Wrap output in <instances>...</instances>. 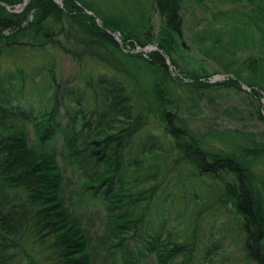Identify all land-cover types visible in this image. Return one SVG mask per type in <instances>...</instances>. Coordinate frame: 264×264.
I'll return each mask as SVG.
<instances>
[{
	"label": "trees",
	"instance_id": "1",
	"mask_svg": "<svg viewBox=\"0 0 264 264\" xmlns=\"http://www.w3.org/2000/svg\"><path fill=\"white\" fill-rule=\"evenodd\" d=\"M148 1L161 27L157 51L145 56L122 51L111 36L117 32L130 46L150 44L149 29L139 24L134 30L124 13L98 9L95 15L85 0H61V7L27 0L18 13L0 5V59L9 62L0 64V264H93L87 233L65 204L57 156L79 181L80 194L102 205L98 249L112 264L115 249L121 264L148 256L155 264H264V146L235 128H191L180 114L178 92L211 86L241 92L242 84L264 124L258 102L264 97V0H248L250 10L237 20L243 34L237 47L250 43V51L239 54L232 46L235 32L206 28L195 35L196 44L227 58L222 72L231 78L213 84L198 81L210 75L183 79L191 82L171 77L165 60L174 51L172 35L181 34V6L179 0ZM21 2L0 0L10 9ZM61 57L98 71L64 80ZM35 77L45 84L33 113L24 90ZM26 126L37 146L28 142ZM56 137L58 155L46 146ZM170 170L180 188L197 184L227 205L237 244L216 238L221 227L199 232V212L188 211L194 195L180 197V206L176 195L159 190L162 173ZM173 212L182 216L180 241L164 229ZM232 247L235 257L220 258Z\"/></svg>",
	"mask_w": 264,
	"mask_h": 264
},
{
	"label": "rangeland",
	"instance_id": "2",
	"mask_svg": "<svg viewBox=\"0 0 264 264\" xmlns=\"http://www.w3.org/2000/svg\"><path fill=\"white\" fill-rule=\"evenodd\" d=\"M84 1V0H81ZM89 2L91 11L98 15V9L103 12L110 13H124V18L128 21V25L135 29H140L139 24L145 25L148 28L146 36L150 38V44L145 47H139L137 45L130 46L129 43H123L119 34L116 32L111 34L113 39L122 48V51L140 54H145L157 51L156 44L159 37L158 31L161 27V20L157 12L152 7V4L148 0H85ZM27 2V0L25 1ZM55 4L59 7L62 6L61 0H54ZM181 6L182 16V28L181 34L174 38V51L171 53V57L166 58L165 63L167 69L172 78L181 79L183 82H191L190 80H183L186 77H200L202 75H210L205 81L202 78H198L200 83L207 82L213 84L215 82H221L225 78H231L230 74H224L222 71L227 58L225 54H216L213 50L211 53L206 44H196L195 35L200 30L211 28L217 32H231L237 33L235 42L232 46L236 48V51L241 54L242 51H250V43L245 48L237 47L242 44L243 34L241 32L242 27L237 24V20L242 19L244 14L250 10V1L248 0H179ZM24 5V4H23ZM7 12L18 13L20 10L15 8L4 7ZM92 12L85 11V14L91 16ZM143 14V15H142ZM95 23L100 26L98 19ZM227 24V25H225ZM240 26V27H239ZM139 47L142 50L136 51L134 48ZM235 50V49H234ZM134 51V52H133ZM136 51V52H135ZM62 78H73L76 80L82 75H85L89 71H98V67L91 66H76L69 58L61 57ZM8 59H0V64L9 65ZM45 84L40 78H31L26 81V87L24 90L25 100L30 104L33 113L36 112L40 106L42 99L40 91ZM241 92L221 86L203 87L201 89L185 88L178 89L179 95L182 96V102L180 105V114L188 120V124L191 128H196L199 131L204 129L221 130V128H235L248 132L253 135L255 141L264 146V124L259 121L255 116L254 101H251L246 96L249 90L242 84H239ZM177 91V90H176ZM246 93V94H244ZM250 101V102H249ZM253 102V103H252ZM258 102L262 105L261 115L264 116V97L260 95ZM190 108L189 113L186 108ZM26 135L28 142L31 145L37 146L35 143L32 129L30 126H26ZM47 148L54 150L58 155L62 150V143L59 137H56L53 141L46 144ZM57 163L61 166L63 175V198L65 204L72 217L79 220L80 225L86 231L88 240V249L92 251L93 264H112L106 257L105 252L102 249H98L99 239L103 236L105 230L104 216L105 212L102 205L95 200H90L86 196L80 194L79 181L74 176L72 170L67 167L66 161L57 156ZM61 164V165H60ZM262 169V166H259ZM179 171H182L179 169ZM162 182L160 183L159 190H164V193H169L170 198L174 195L178 199L173 198V202L178 203L181 206L180 197H186L188 200L190 197L194 198L193 202L188 204V211L193 213L199 212L198 222L201 225V233L207 231L209 226L213 228H222L223 235L216 236L222 243L237 241L234 233H231L233 221L227 205L223 208L220 203L213 199V191H208L203 188H199L195 185V189H190L188 186L180 188L179 182H175L174 174L170 170L169 173H162ZM207 183L212 182L211 179H204ZM205 183L206 185H208ZM195 184V183H194ZM183 192V194H181ZM181 195V196H180ZM188 215V213L186 214ZM146 220V217L145 219ZM154 221V223H152ZM166 228L172 230V234L175 235L177 240L180 241V235H182L181 224L182 216L170 213L165 216ZM151 226L155 229L158 227V221L153 217L150 219ZM222 231H220L222 233ZM187 230L185 229L186 233ZM208 231L206 232L207 235ZM237 247V245H236ZM237 249V248H236ZM235 247H232L229 252L218 253L220 258L236 256ZM112 251V250H110ZM113 260L114 264H121L119 259V251L114 250ZM236 252V253H235ZM122 254V253H121ZM108 259V260H107ZM228 260V258H227ZM140 264H155L152 256L146 257ZM215 264H228V261L221 262L215 259Z\"/></svg>",
	"mask_w": 264,
	"mask_h": 264
},
{
	"label": "built area",
	"instance_id": "3",
	"mask_svg": "<svg viewBox=\"0 0 264 264\" xmlns=\"http://www.w3.org/2000/svg\"><path fill=\"white\" fill-rule=\"evenodd\" d=\"M134 49H135L136 51H140V50H142V49H140L139 47H135ZM136 51H135V52H136ZM133 52H134V51H133ZM140 52H141V51H140Z\"/></svg>",
	"mask_w": 264,
	"mask_h": 264
},
{
	"label": "water",
	"instance_id": "4",
	"mask_svg": "<svg viewBox=\"0 0 264 264\" xmlns=\"http://www.w3.org/2000/svg\"><path fill=\"white\" fill-rule=\"evenodd\" d=\"M52 1H54V0H52ZM22 2H24V0H22ZM1 6H3L2 4H0Z\"/></svg>",
	"mask_w": 264,
	"mask_h": 264
}]
</instances>
